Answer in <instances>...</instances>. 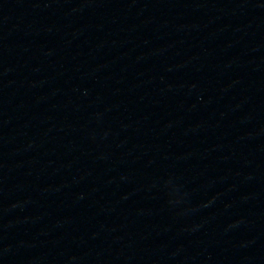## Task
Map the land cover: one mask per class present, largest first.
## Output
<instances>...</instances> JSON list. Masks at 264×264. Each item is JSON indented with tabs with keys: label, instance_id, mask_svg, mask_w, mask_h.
Wrapping results in <instances>:
<instances>
[{
	"label": "water",
	"instance_id": "obj_1",
	"mask_svg": "<svg viewBox=\"0 0 264 264\" xmlns=\"http://www.w3.org/2000/svg\"><path fill=\"white\" fill-rule=\"evenodd\" d=\"M0 264H264V0H0Z\"/></svg>",
	"mask_w": 264,
	"mask_h": 264
}]
</instances>
